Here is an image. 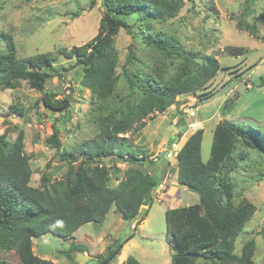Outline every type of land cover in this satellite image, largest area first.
Instances as JSON below:
<instances>
[{
  "label": "trees",
  "instance_id": "16d2710c",
  "mask_svg": "<svg viewBox=\"0 0 264 264\" xmlns=\"http://www.w3.org/2000/svg\"><path fill=\"white\" fill-rule=\"evenodd\" d=\"M101 1L105 10L96 35L68 51L59 49L56 54L42 53L19 60L12 38L2 35L5 51L0 52V88L23 81L31 90L42 93L41 104L51 112L65 114L74 101L72 90L60 99L44 92L50 78L61 80L62 71H67L56 65L57 54L64 55L67 62H73L71 67L78 68L77 86L89 91L92 105L99 106L109 99L120 77L125 84L121 106L98 108L91 113L97 131L92 139L67 149L61 145L57 126L51 125L46 145L54 151L60 165L48 174L42 173L40 187L30 186L33 172L23 151L22 133L13 142L0 134V251L13 252L18 264H51L34 254L33 239L45 234L73 239V233L82 225L102 224L113 208L122 220H136L130 225L133 231L128 239L116 241L95 257L96 264H112L145 219L153 203V192L165 174L161 171L157 177L153 169L157 158L138 156L127 137L142 131L147 119L163 114L180 95L202 91L198 103L213 97L214 90H205L224 70L214 55L200 56L187 51L171 34L152 30V21L163 23L176 18L182 0ZM129 17L135 18L144 47L168 60L174 66L173 72L167 68H142L144 65L140 67L141 63L130 52L121 76L116 75L118 56L113 40L120 30L134 34L135 25L127 22ZM251 35L257 34L252 30ZM229 51L232 56L242 52L240 48ZM12 109L19 112L16 107ZM203 134V129L189 134L175 156L177 184L198 194L199 202L164 212L170 264H253V240L242 245L239 255L234 249L236 239L256 211L255 206L245 201L235 207L230 174L236 168V156L244 160L246 151H256L264 166V130L226 121L218 123L205 162L201 157ZM104 160H109L117 173L121 172L118 163L127 166L115 175L114 187L108 185ZM145 162L150 167L147 171L142 170ZM64 168L61 178L55 179ZM143 207L147 208L146 213L140 215ZM74 252L86 253L87 249L72 241L66 254L69 264H77L72 258ZM0 264L11 263L0 260ZM123 264L140 263L128 256Z\"/></svg>",
  "mask_w": 264,
  "mask_h": 264
},
{
  "label": "rangeland",
  "instance_id": "374dc122",
  "mask_svg": "<svg viewBox=\"0 0 264 264\" xmlns=\"http://www.w3.org/2000/svg\"><path fill=\"white\" fill-rule=\"evenodd\" d=\"M182 4L176 18L163 23L152 21V30L171 34L187 51L200 56L214 55L224 70L217 73L205 90H214L213 97L198 103L202 91L194 95H180L163 114H153L147 119L142 131L127 137L138 156L157 158L154 172L160 177L163 171L161 174L165 173L167 182L153 192V203L145 219L112 264H123L128 256L134 257L140 264H170L164 212L167 208L199 202L198 194L179 186L175 179V153L183 141L181 129L193 127L191 118L198 113L195 109L197 103L201 106L200 120L209 117L221 103L224 104L214 119L202 123L201 157L204 162L209 158L212 132L218 120L264 130V90L260 85V80H264V0H182ZM104 10L101 0H0V52L5 51L2 35L12 38L19 60L82 46L96 35ZM127 22L135 25L134 34L128 35L120 30L113 40L118 56L116 75L121 76L122 66L130 52L139 60L140 67L144 65L142 68L147 67L151 71L167 68L173 72L174 66L168 60L144 47L135 18L129 17ZM252 30L256 37L251 35ZM235 48L242 50L240 55H231L229 50ZM65 59L64 55L57 54L56 65L67 71H62L61 80L50 78L44 90L55 94L57 99L67 96L72 90V109L65 114L46 110L40 101L42 93L31 90L23 81L13 82L9 88H0V134L13 142L18 133H22L23 151L33 172L30 180L33 188L40 187L42 173L48 174L49 170L60 165L54 151L46 145L51 125L57 126L61 145L70 149L96 134V125L91 118L94 109H116L124 100L125 84L120 77L111 97L99 106L92 105L89 91L77 86L79 75L75 73L78 68L71 67L73 62ZM227 93L230 96L225 106L223 99ZM229 109L228 114L221 115ZM160 154L161 157L166 154L167 158H161ZM235 160L236 168L230 174L234 183V205L238 207L248 201L256 211L236 239L234 253L239 255L242 245L253 240L255 250L252 262L264 264L263 160L256 151H246L244 160L237 156ZM145 163L142 170L147 171L150 167ZM104 165L108 170V185L114 187L117 184L115 175L121 174L127 166L118 163L117 168L121 172L117 173L109 160H104ZM64 171L65 168L54 178H61ZM130 225L114 211H109L102 224L82 225L73 233V239H62L52 234L33 239V251L39 258L51 260L52 264H69L66 254L73 241L84 245L87 249L85 254L95 259L105 252L107 246L128 239L133 231ZM0 260L18 264L12 252L0 251Z\"/></svg>",
  "mask_w": 264,
  "mask_h": 264
},
{
  "label": "crops",
  "instance_id": "0c3cea01",
  "mask_svg": "<svg viewBox=\"0 0 264 264\" xmlns=\"http://www.w3.org/2000/svg\"><path fill=\"white\" fill-rule=\"evenodd\" d=\"M260 81H262L261 83H260V85L262 86L261 87V90H264L263 88V86H264V80L263 79H261ZM247 87H249L250 88V85H247ZM229 96H230V94L229 93H227L226 94V96H225V98L223 99V102L225 101V106H226V103L228 102V99H229ZM227 99V100H226ZM237 99V98H236ZM222 105H224V104H220L219 106H218V108H217V110H214L213 111V113L209 116V117H207V118H201L202 120H200V118H199V114H200V109H201V106H199L198 105V103H197V105H196V111H198V113L196 114H194L193 115V117L191 118V120H192V125H193V127H191V129L188 127V129H187V127H186V129H181L182 131L181 132H183V137H182V139H183V141H182V144H181V146L184 144V142H185V140H186V138L189 136V134H191V133H193L195 130H197V129H203V127H202V123L203 122H208V121H211L212 119H214V117H216L220 112H221V110H222ZM231 110L229 109L228 111H226V110H224L222 113H221V115L223 116V115H226V114H228L229 112H230ZM198 115V117H196ZM227 117V116H226ZM197 118V119H196ZM220 122H223L222 120H218V123H220ZM217 123V124H218ZM217 124H215V126L217 125ZM214 126V127H215ZM177 130V129H176ZM213 130H214V128H213ZM178 132V131H177ZM203 132H204V129H203ZM204 135V134H203ZM180 146V147H181ZM175 155H176V153H175ZM174 155V156H175ZM175 179H176V176H175ZM165 182H167V180H166V178H164V180L162 181V183H161V185L160 186H163V183H165ZM167 191V190H166ZM165 191V192H166ZM164 195H165V193H164ZM110 211H112L113 212V208H112V210H110ZM32 250H33V241H32ZM34 252V251H33ZM13 253V252H12ZM42 259V258H41ZM43 260H45V259H43ZM47 261H50L51 262V264H52V261L51 260H47ZM121 261H123V258L121 259Z\"/></svg>",
  "mask_w": 264,
  "mask_h": 264
},
{
  "label": "water",
  "instance_id": "95a60500",
  "mask_svg": "<svg viewBox=\"0 0 264 264\" xmlns=\"http://www.w3.org/2000/svg\"><path fill=\"white\" fill-rule=\"evenodd\" d=\"M169 148V147H167ZM162 155L160 154V157ZM164 158H167V155H163ZM146 213V208H141L139 211L140 215H144ZM135 218L131 219L130 223H134L135 222ZM73 261L76 262L77 264H96V260L95 259H90L85 253H81V252H76L74 257H73Z\"/></svg>",
  "mask_w": 264,
  "mask_h": 264
},
{
  "label": "clouds",
  "instance_id": "9594fccd",
  "mask_svg": "<svg viewBox=\"0 0 264 264\" xmlns=\"http://www.w3.org/2000/svg\"><path fill=\"white\" fill-rule=\"evenodd\" d=\"M147 209V208H146Z\"/></svg>",
  "mask_w": 264,
  "mask_h": 264
}]
</instances>
